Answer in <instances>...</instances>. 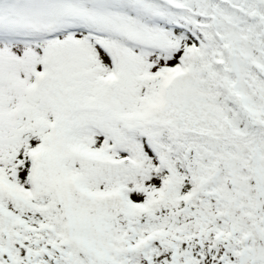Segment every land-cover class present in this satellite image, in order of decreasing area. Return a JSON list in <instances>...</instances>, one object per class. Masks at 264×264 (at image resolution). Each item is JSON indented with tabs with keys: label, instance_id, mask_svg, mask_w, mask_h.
<instances>
[{
	"label": "snow or ice",
	"instance_id": "obj_1",
	"mask_svg": "<svg viewBox=\"0 0 264 264\" xmlns=\"http://www.w3.org/2000/svg\"><path fill=\"white\" fill-rule=\"evenodd\" d=\"M0 264H264V0H0Z\"/></svg>",
	"mask_w": 264,
	"mask_h": 264
}]
</instances>
